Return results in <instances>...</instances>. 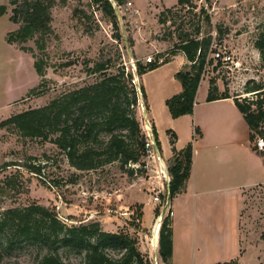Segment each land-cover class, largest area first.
Wrapping results in <instances>:
<instances>
[{"label":"rangeland","instance_id":"rangeland-1","mask_svg":"<svg viewBox=\"0 0 264 264\" xmlns=\"http://www.w3.org/2000/svg\"><path fill=\"white\" fill-rule=\"evenodd\" d=\"M12 1L0 0V6L6 8V14L0 17V122L97 82L102 75L89 69L110 58L113 66L106 74L115 73L121 66L132 72L133 82L144 96L145 106L141 103L138 110L141 128L149 143L154 130L158 151L166 158L174 149L195 141L201 115L212 113V107L201 104L210 80L218 96L228 94L238 100L255 99L253 93H245V88L256 84L264 88V62L254 47L264 31V0H192L193 7L173 11L164 25L158 23L160 11L177 0H123L116 7L120 40H115L116 31L92 0H67L51 9L52 34L46 38L43 52L33 41L24 44L31 49L27 52L6 43V34L17 28L10 21ZM201 8L209 24L200 14ZM197 28L201 36L212 37L213 51L231 60L205 69L194 103L196 116L193 111L174 119L165 101L181 91L175 73L181 70L182 55L177 52L172 56V47L179 34L193 36ZM148 57L152 63L168 62L138 77L136 62L147 67ZM34 59L43 65L42 77L33 68ZM32 90L34 93H30ZM228 111L221 108L215 113L229 116ZM25 164L39 166L40 175L29 172ZM126 168L142 171L128 175L117 162L78 171L52 142L23 137L13 128L0 129V212L39 204L54 209L67 226L97 221L106 232H123L132 238L149 264H162L154 227L167 197L166 189H158L156 182L167 184L160 172L164 168L147 158L143 167ZM8 180L15 183V188L4 187ZM168 209L169 204L164 216ZM239 234L240 256L228 264H264V182L241 193ZM58 252L65 264H80L82 260L76 251ZM0 254V264H33L37 253L35 247L21 245L7 255Z\"/></svg>","mask_w":264,"mask_h":264},{"label":"trees","instance_id":"trees-1","mask_svg":"<svg viewBox=\"0 0 264 264\" xmlns=\"http://www.w3.org/2000/svg\"><path fill=\"white\" fill-rule=\"evenodd\" d=\"M66 1L13 0L10 21L17 28L6 34V43L17 45L20 51L27 52L31 49L24 44L33 41L36 49L43 52L46 38L52 34L51 9L57 3L65 4ZM113 2L116 7H120L123 0ZM92 3L108 18L116 31L113 34L115 40L122 39L118 18L110 1L92 0ZM183 7H193L192 0H177L174 6L163 7L158 15V23L164 25L173 11ZM5 14V6H0V17ZM200 14H204L209 24V17L202 8ZM211 40L210 35L201 36L199 28L193 36L179 34L176 38L172 56L180 52L188 65L184 71L175 73L181 91L165 101L174 119L192 114L196 92L205 69L214 63L213 67L219 65L218 61L209 56L213 51L210 48ZM254 47L264 62V31L255 40ZM167 62L151 61L147 67H142L137 61V76ZM112 66L110 58L94 63L89 71L102 75L100 80L63 93L45 106L10 116L0 122V129L13 128L23 137L52 142L64 153L68 164L78 171H91L117 162L119 169L128 175H132L133 171L140 173L142 170L139 168L129 170L126 167H143L146 159L148 139L138 119L141 103L145 106L143 92L133 82L132 72L122 66L115 73L106 74ZM33 68L39 77L43 76L44 68L40 60L34 59ZM30 93H34L33 90ZM216 93L214 81L210 80L207 102L231 98L228 94L218 96ZM245 93H253L255 99L247 101L233 97L232 100L248 126L249 141L254 150L255 136L264 137V88L256 84L245 88ZM152 131L154 138L155 132ZM168 162L170 181L167 191L170 206L172 199L184 192L189 178L192 144L188 143L180 151L173 150ZM25 167L29 172L40 175L39 166L25 164ZM9 185L15 188V183L9 180L4 187L8 189ZM154 211L159 214V210ZM169 213L168 209L158 230V256L163 264H169L172 253ZM21 245L35 247L37 254L33 264H65L59 256L60 249L78 252L82 255L80 264H149L127 234L106 232L97 221L67 226L58 219L54 209L39 204L8 208L0 212V253L7 255Z\"/></svg>","mask_w":264,"mask_h":264},{"label":"crops","instance_id":"crops-1","mask_svg":"<svg viewBox=\"0 0 264 264\" xmlns=\"http://www.w3.org/2000/svg\"><path fill=\"white\" fill-rule=\"evenodd\" d=\"M180 55L182 70L188 63ZM206 97L201 104L212 107V113H204L197 122L199 135L191 143L190 175L184 192L176 195L169 206V264H228L239 258L241 193L264 182L263 155L251 148L248 126L232 96L210 102ZM221 108H227L229 116L215 113ZM193 111L196 116V107ZM159 155L166 163L173 152L166 158ZM156 182L158 189L168 190L167 184Z\"/></svg>","mask_w":264,"mask_h":264},{"label":"built area","instance_id":"built-area-1","mask_svg":"<svg viewBox=\"0 0 264 264\" xmlns=\"http://www.w3.org/2000/svg\"><path fill=\"white\" fill-rule=\"evenodd\" d=\"M210 55H211L210 57L213 60L221 62L223 64L228 63L231 60L229 56H226L225 54H221L220 52H217V51H212L210 53ZM151 61H152L151 58L148 57L147 63H149ZM253 146L258 152H260L264 156V137L256 135ZM146 158L152 159L154 162H156L158 164L159 168H164V172H163V169L160 170V172L162 174L163 179H165L166 183L168 184L170 181V177H169L168 172H167V167H166L165 163L162 162V160L159 159L155 155L151 141H150V143L147 142V144H146ZM155 200H157V198H155ZM169 215L171 216V213H169Z\"/></svg>","mask_w":264,"mask_h":264},{"label":"water","instance_id":"water-1","mask_svg":"<svg viewBox=\"0 0 264 264\" xmlns=\"http://www.w3.org/2000/svg\"><path fill=\"white\" fill-rule=\"evenodd\" d=\"M109 1H110V3L112 4V6H113V8H114L115 15H117L118 11H117V9H116V6H115L113 0H109ZM122 34H124V33H122ZM127 51H129L128 48H127ZM143 113L145 114V111H144ZM150 141H151V144H152V147H153V150H154L155 155H156L159 159H161V157H160V155H159V151H158L157 145H156V142H155V140H154V138H153V135H152V137L150 138ZM167 187H168V186H167ZM169 200H170V197H169V195H168V191H167V197H166L165 205H164L163 209L161 210V212H160V214H159V218H158V220H159V221H158V224H159V225H160V222H161V218H163V216H164V214H165V212H166V209H167L168 204H169Z\"/></svg>","mask_w":264,"mask_h":264},{"label":"bare ground","instance_id":"bare-ground-1","mask_svg":"<svg viewBox=\"0 0 264 264\" xmlns=\"http://www.w3.org/2000/svg\"><path fill=\"white\" fill-rule=\"evenodd\" d=\"M164 172V170H163ZM157 230H158V223H156L155 227H154V236H157ZM156 239V238H155Z\"/></svg>","mask_w":264,"mask_h":264}]
</instances>
